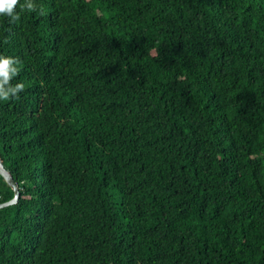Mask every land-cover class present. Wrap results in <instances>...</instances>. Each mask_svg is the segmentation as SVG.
<instances>
[{
    "label": "trees",
    "instance_id": "16d2710c",
    "mask_svg": "<svg viewBox=\"0 0 264 264\" xmlns=\"http://www.w3.org/2000/svg\"><path fill=\"white\" fill-rule=\"evenodd\" d=\"M34 2L0 17V264H264V0Z\"/></svg>",
    "mask_w": 264,
    "mask_h": 264
},
{
    "label": "clouds",
    "instance_id": "9594fccd",
    "mask_svg": "<svg viewBox=\"0 0 264 264\" xmlns=\"http://www.w3.org/2000/svg\"><path fill=\"white\" fill-rule=\"evenodd\" d=\"M37 4L34 0H0V17L6 18L9 24H15L20 20L21 12L37 11ZM19 9V11L17 10ZM40 15H44V10L39 9ZM20 61L14 57L0 55V100L19 99V93L25 90L23 83L12 84L11 81L16 77L20 68Z\"/></svg>",
    "mask_w": 264,
    "mask_h": 264
},
{
    "label": "water",
    "instance_id": "95a60500",
    "mask_svg": "<svg viewBox=\"0 0 264 264\" xmlns=\"http://www.w3.org/2000/svg\"><path fill=\"white\" fill-rule=\"evenodd\" d=\"M0 174L5 178L8 185L14 190L15 196L11 201H8L6 203L0 204V209L15 205L19 202L21 198V190L17 184V181L15 180L13 174L11 171H9L2 159H0Z\"/></svg>",
    "mask_w": 264,
    "mask_h": 264
}]
</instances>
